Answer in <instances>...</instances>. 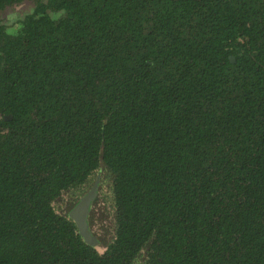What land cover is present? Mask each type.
<instances>
[{"label": "trees", "instance_id": "1", "mask_svg": "<svg viewBox=\"0 0 264 264\" xmlns=\"http://www.w3.org/2000/svg\"><path fill=\"white\" fill-rule=\"evenodd\" d=\"M0 264H264V0H0Z\"/></svg>", "mask_w": 264, "mask_h": 264}, {"label": "water", "instance_id": "2", "mask_svg": "<svg viewBox=\"0 0 264 264\" xmlns=\"http://www.w3.org/2000/svg\"><path fill=\"white\" fill-rule=\"evenodd\" d=\"M96 189L97 185L94 184L68 213L69 217L74 221L78 234L82 237L83 241L92 245H97V240L89 230L87 219L90 213L92 202L97 195Z\"/></svg>", "mask_w": 264, "mask_h": 264}, {"label": "rangeland", "instance_id": "3", "mask_svg": "<svg viewBox=\"0 0 264 264\" xmlns=\"http://www.w3.org/2000/svg\"><path fill=\"white\" fill-rule=\"evenodd\" d=\"M22 8V12L25 14H27L30 10L31 7L29 4H24L20 6ZM21 14L15 15L14 13H9L4 15L3 17H1V21L2 24H4L5 26L11 27L14 23H16L18 21V19L20 18Z\"/></svg>", "mask_w": 264, "mask_h": 264}]
</instances>
